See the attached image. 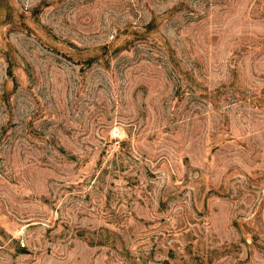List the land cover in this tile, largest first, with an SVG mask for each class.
Here are the masks:
<instances>
[{
	"label": "rangeland",
	"instance_id": "obj_1",
	"mask_svg": "<svg viewBox=\"0 0 264 264\" xmlns=\"http://www.w3.org/2000/svg\"><path fill=\"white\" fill-rule=\"evenodd\" d=\"M0 264H264V0H0Z\"/></svg>",
	"mask_w": 264,
	"mask_h": 264
}]
</instances>
